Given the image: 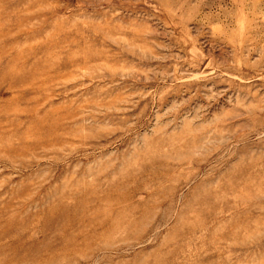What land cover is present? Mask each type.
Wrapping results in <instances>:
<instances>
[{
    "label": "rangeland",
    "instance_id": "374dc122",
    "mask_svg": "<svg viewBox=\"0 0 264 264\" xmlns=\"http://www.w3.org/2000/svg\"><path fill=\"white\" fill-rule=\"evenodd\" d=\"M0 264H264V0H0Z\"/></svg>",
    "mask_w": 264,
    "mask_h": 264
}]
</instances>
